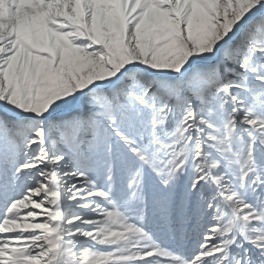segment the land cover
Instances as JSON below:
<instances>
[{
    "label": "snow or ice",
    "instance_id": "1",
    "mask_svg": "<svg viewBox=\"0 0 264 264\" xmlns=\"http://www.w3.org/2000/svg\"><path fill=\"white\" fill-rule=\"evenodd\" d=\"M0 264H264V0H0Z\"/></svg>",
    "mask_w": 264,
    "mask_h": 264
}]
</instances>
